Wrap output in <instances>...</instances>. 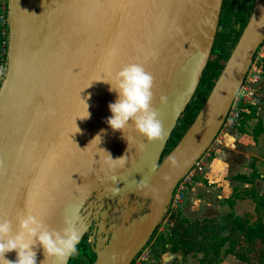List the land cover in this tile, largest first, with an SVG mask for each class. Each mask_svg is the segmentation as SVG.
Instances as JSON below:
<instances>
[{
	"label": "water",
	"instance_id": "95a60500",
	"mask_svg": "<svg viewBox=\"0 0 264 264\" xmlns=\"http://www.w3.org/2000/svg\"><path fill=\"white\" fill-rule=\"evenodd\" d=\"M205 2L7 0L9 34L0 85V219L12 220L15 227L18 215L31 212L59 229L66 217L78 216L81 242L95 223L91 264L133 263L165 217L177 184L221 130L264 40V0H254L205 101L164 154L213 47L223 0H216L213 8L205 55H198L193 45ZM129 63L143 64L154 77L153 106L164 130L160 141L148 142L133 126L122 133L106 123L112 115L108 105L117 97L109 84L96 80L111 79ZM82 100L90 113L86 119L79 118L85 115ZM97 134L99 144L93 140ZM100 149L113 159L126 155L127 163L110 167ZM93 197L103 203L114 200L111 210L122 207L120 221L107 225L111 210L93 212ZM140 199L148 207L136 213ZM36 252L40 264L43 251L37 247ZM6 259L15 260L16 253H6Z\"/></svg>",
	"mask_w": 264,
	"mask_h": 264
},
{
	"label": "clouds",
	"instance_id": "9594fccd",
	"mask_svg": "<svg viewBox=\"0 0 264 264\" xmlns=\"http://www.w3.org/2000/svg\"><path fill=\"white\" fill-rule=\"evenodd\" d=\"M96 81L109 84V91L116 94V100L108 105L112 115L106 120L113 131L123 133L126 128L133 126L148 142L160 141L164 138L159 113L153 106L154 77L143 64L129 63L117 71L111 79ZM90 86L91 83L88 87ZM165 99L161 97V102ZM84 105L85 115L79 117L81 119L90 116L87 111L88 105L85 102ZM75 128V132L80 131L76 125ZM93 140L98 141L99 144L101 135L97 134ZM100 150L107 154L106 159L110 167H123L127 163L126 155L113 159L105 150ZM77 221L78 216L66 217L64 226L55 229L45 219L31 212L18 215L15 227L12 220L0 219V264H37V247L42 249L44 256L40 264H45L46 261L52 264H67L68 258L77 254L82 239ZM13 251L16 253V259H6V253Z\"/></svg>",
	"mask_w": 264,
	"mask_h": 264
},
{
	"label": "crops",
	"instance_id": "0c3cea01",
	"mask_svg": "<svg viewBox=\"0 0 264 264\" xmlns=\"http://www.w3.org/2000/svg\"><path fill=\"white\" fill-rule=\"evenodd\" d=\"M256 89L261 101L252 106L254 115L245 123L241 118L238 126L223 135L224 145L180 205L178 212L189 222L255 212L253 196L264 193V76ZM201 257V253H185L166 244L158 255L151 250L145 260L136 258L134 264H200Z\"/></svg>",
	"mask_w": 264,
	"mask_h": 264
},
{
	"label": "rangeland",
	"instance_id": "374dc122",
	"mask_svg": "<svg viewBox=\"0 0 264 264\" xmlns=\"http://www.w3.org/2000/svg\"><path fill=\"white\" fill-rule=\"evenodd\" d=\"M254 0H223L219 22L217 25V31L214 36L213 47L215 50L210 53V59H217L219 65H224L227 54L231 52L238 36L237 31L240 29L238 18L240 15L249 17ZM213 12V6H211ZM212 35V34H211ZM212 51V50H211ZM227 56V57H226ZM4 75V69L0 68V85L2 77ZM216 78H213L215 81ZM206 83H200L194 97L191 100L190 108L182 115V120L175 129L170 142L168 143L167 151L170 150L174 143L177 142L180 136L184 133L189 125V119L197 114L198 103L201 100L202 94H204V87ZM242 118V117H241ZM259 194V193H257ZM259 196H264L259 194ZM169 214V213H168ZM240 217V216H239ZM234 217L227 219V223L230 224L228 228H224L222 232L206 233L205 237L201 233H198L197 241L204 245L211 246V252L217 253L213 263L217 264H242L244 262H250L252 264H264V243L259 239H249L244 235L243 228L233 229L235 226ZM241 223H247L249 225H264V208L259 209L258 212L248 213L240 217ZM174 224V219L171 215H166L162 222L159 224L155 233L150 241L142 249V253L146 251L154 250L158 255L166 244H171L179 247L178 251L185 252L183 249L185 246L181 243H175L171 230ZM157 246V248H155ZM83 242L78 247V252L72 256V262L70 264H91L95 260V254L89 249V252L84 253ZM227 250L231 252L225 253Z\"/></svg>",
	"mask_w": 264,
	"mask_h": 264
},
{
	"label": "built area",
	"instance_id": "2783aa9c",
	"mask_svg": "<svg viewBox=\"0 0 264 264\" xmlns=\"http://www.w3.org/2000/svg\"><path fill=\"white\" fill-rule=\"evenodd\" d=\"M8 9H7V0H3L0 4V36L2 37L1 42V62L0 68L4 69L6 67V57H7V46H8V17H7ZM264 40L262 44L257 49L254 60L248 69L244 81L236 95V98L230 108L229 114L211 143V145L207 148L204 154L199 158V160L195 163L193 168L185 175V177L177 184L171 202L169 204L168 211L166 215H171L174 212H177L180 205L184 202L186 195L192 186V184L202 176L209 168V163L214 154L218 149H220L223 144V135L231 130L232 128L238 126L241 120V113L245 112L248 109V106H253L258 104L261 99L256 86L261 78L264 76ZM148 201L145 199H140L136 205V213H142L147 210ZM123 212V208L120 206L114 207L107 218V225L117 224ZM169 213V214H168ZM165 215V216H166ZM95 230V223H92L89 229L87 230L82 242L84 253L89 252V249L94 253V242H93V233ZM150 251L140 252L136 258H141L145 260ZM135 258V259H136Z\"/></svg>",
	"mask_w": 264,
	"mask_h": 264
},
{
	"label": "trees",
	"instance_id": "16d2710c",
	"mask_svg": "<svg viewBox=\"0 0 264 264\" xmlns=\"http://www.w3.org/2000/svg\"><path fill=\"white\" fill-rule=\"evenodd\" d=\"M247 19H248V17L245 15L239 16L238 21H239V24H241V27L236 32L237 36L240 35L241 30L244 27ZM1 42H2V37L0 36V52L2 50ZM214 50H215V47H214V49H212L211 52H213ZM227 56H229V55L227 54ZM0 62H1V56H0ZM263 66H264V61H263ZM222 68H223V65H219L217 63V59H210V57H209L208 63L206 65V68L203 72V75H202V78L200 81V83H202V84L206 83V86L204 87V94H202L201 100L197 105L198 110L202 106V104L205 101L209 91L211 90V88L214 84L213 78L218 77ZM190 104L191 103H189L185 112L183 113L184 115L189 110ZM253 115H254V108L252 106H248V112L245 111V112L241 113L242 123H245ZM195 116H196V114L193 115L189 119L190 120L189 125L191 124V122L193 121ZM181 118H182V116L180 117L179 121L177 122V126L181 122V120H182ZM177 126H176V128H177ZM174 131H173V133H174ZM173 133H172V135H173ZM172 135H171V138H172ZM171 138H170V140H171ZM170 140H169V142H170ZM175 144H176V142L174 143V145ZM168 151L166 148L164 154H166ZM253 199H254V202L256 203V209H255L256 212H258L259 209L264 208V196L261 197V196H259V194H257V195L253 196ZM171 216L174 219V224H173V227L171 230V235L173 236V241H175L176 244L177 243L183 244L185 246V248L183 249L185 251V253H187V252H193L194 254L201 253L202 257L199 258L200 264H217V263H213V255L215 258L216 255L218 254V251H217V253H212L211 252V246L204 245L201 242H198L197 241L198 233H201L203 237H205L206 233H208V232L210 234L211 233L218 234V233L222 232V230H224V228L229 227L230 224H228L226 221H227V219H230L233 217L235 218L234 222H233L235 224V226L233 227V229L243 228L244 235L246 237H248L249 239H253V240L259 239L262 243H264V225L263 224L249 225L246 222L241 223L240 219H239L240 217L235 216L234 214H228L226 217H223V218L203 220L201 222H199V221L189 222L178 211L172 213ZM154 233H153V235H154ZM153 235H152V237H153ZM151 238L149 239V241L151 240ZM78 247H79V245H78ZM173 249L177 250V249H179V247L174 246ZM229 252H231V251L227 250L225 253L227 254ZM134 261L132 264H134ZM71 262H72V260L70 259L69 264ZM242 264H252V263L244 262Z\"/></svg>",
	"mask_w": 264,
	"mask_h": 264
},
{
	"label": "bare ground",
	"instance_id": "6f19581e",
	"mask_svg": "<svg viewBox=\"0 0 264 264\" xmlns=\"http://www.w3.org/2000/svg\"><path fill=\"white\" fill-rule=\"evenodd\" d=\"M216 0H206L201 8V14L203 15V19H201L196 27L195 32H198V36L195 38L193 45L197 47L198 55H205L207 52V47L211 37V25H212V10L215 7Z\"/></svg>",
	"mask_w": 264,
	"mask_h": 264
},
{
	"label": "flooded vegetation",
	"instance_id": "af4514ba",
	"mask_svg": "<svg viewBox=\"0 0 264 264\" xmlns=\"http://www.w3.org/2000/svg\"><path fill=\"white\" fill-rule=\"evenodd\" d=\"M92 201L96 203V210L94 209L93 212L98 211V209H100V212L103 213L106 211L108 213L111 208L115 205V201L111 199H108L105 203H103L102 200H98L97 198L93 197Z\"/></svg>",
	"mask_w": 264,
	"mask_h": 264
}]
</instances>
